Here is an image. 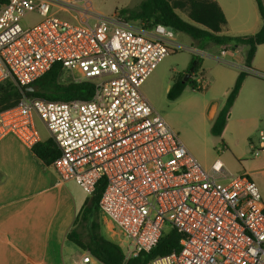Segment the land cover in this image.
I'll list each match as a JSON object with an SVG mask.
<instances>
[{"label": "built area", "instance_id": "obj_1", "mask_svg": "<svg viewBox=\"0 0 264 264\" xmlns=\"http://www.w3.org/2000/svg\"><path fill=\"white\" fill-rule=\"evenodd\" d=\"M53 5L75 8L85 22L60 20L51 14ZM30 12L39 21L22 26ZM172 35L160 24H129L119 12L94 15L80 0H7L0 5V85L28 86L59 64L73 82L94 89L88 101L21 97L0 111V141L11 134L31 150L41 141L37 116L59 150L50 167L60 182L73 181L91 196L104 179L98 213L118 230L124 263L176 230L178 250L149 264H264L256 184L219 159L202 166L141 93L163 59L179 49ZM203 87L199 79L197 88ZM257 140L253 157L264 150V132ZM92 258L85 252L76 264Z\"/></svg>", "mask_w": 264, "mask_h": 264}, {"label": "crops", "instance_id": "obj_2", "mask_svg": "<svg viewBox=\"0 0 264 264\" xmlns=\"http://www.w3.org/2000/svg\"><path fill=\"white\" fill-rule=\"evenodd\" d=\"M214 1L226 21L220 35L244 37L261 29L264 21L255 0ZM262 4L264 8V0ZM54 8L51 14L60 20L77 24L85 22L76 10L53 5ZM221 49H218L220 57ZM245 52L244 45L227 49L220 59L200 52L202 62L198 80L202 79L203 90L212 95V99L200 106V114L209 130L239 71L249 72L229 110L221 135L215 137L217 154L209 162L219 159L228 171L235 174L241 173L248 159H261L264 155V150L257 157L251 155L252 146L258 144V133L264 132V43L256 46L250 71L243 64ZM190 58L191 55L188 61ZM178 74L177 68H171L165 86L167 91ZM146 81L140 86L142 95ZM237 167L241 168L240 171L231 170ZM257 172L264 174V167ZM78 186L73 181L60 182L52 167L39 161L11 134L3 138L0 141V264H66L67 253L78 248L67 240V234L78 225V214L89 198ZM260 194L264 206V190ZM99 223L100 233L103 227L107 235L104 237L101 233L102 237L118 245L120 234L111 221L100 214ZM85 252L77 254L74 264ZM91 262L98 261L92 258Z\"/></svg>", "mask_w": 264, "mask_h": 264}, {"label": "trees", "instance_id": "obj_3", "mask_svg": "<svg viewBox=\"0 0 264 264\" xmlns=\"http://www.w3.org/2000/svg\"><path fill=\"white\" fill-rule=\"evenodd\" d=\"M6 2L7 0H0V5ZM255 2L258 7V13L264 21L262 0H255ZM176 10L185 12L188 20L182 19ZM119 14L125 22H139L145 27L160 24L173 32L183 33L194 41L210 42L218 47H228V50L233 49L237 45H244L246 46V52L243 64L249 71L251 70L250 63L256 46L264 43V23L254 35L244 37L220 35L219 33L225 27L226 21L220 7L214 0H141L136 8L120 9ZM188 62L184 75L188 74L189 78L182 82L183 75L178 74L175 77L166 94L169 101L177 99L188 86L192 89H199L194 76L200 72L202 57L192 54ZM62 73V67L59 64L53 65L38 81L36 80L30 84L38 87L34 93L24 92L26 86L18 87L12 83L7 86L1 84L0 111L12 108L21 97L58 102L88 101L91 99L94 89L92 83L70 82L62 84L60 83ZM248 75L249 72L239 71L221 109L216 113L217 115L209 130L214 138L221 135L229 110L237 97L244 78ZM31 152L46 166H50L53 162L52 160L59 155V150L51 139L36 143L31 148ZM103 189L104 179H101L93 194L84 202L77 217L78 225L67 234L66 238L69 242L79 249L90 253L100 264H149L152 259L158 256H164L178 250L180 234L176 230H171L158 239L159 241L155 247L149 252H141L124 263V254L121 248L102 237L100 233L98 202ZM78 226L86 230L84 241L80 238L81 233L77 229Z\"/></svg>", "mask_w": 264, "mask_h": 264}, {"label": "rangeland", "instance_id": "obj_4", "mask_svg": "<svg viewBox=\"0 0 264 264\" xmlns=\"http://www.w3.org/2000/svg\"><path fill=\"white\" fill-rule=\"evenodd\" d=\"M140 2L141 0H80V5L83 6L87 4L94 15H111L114 12H119L120 9H134ZM51 10H55V8L53 9L52 6ZM74 10L76 9L74 8ZM176 12L182 19L188 20L185 12L179 10H176ZM38 21L39 16L34 12H30L20 20V24L22 26H32ZM90 23H93V20H91ZM128 23L138 25L139 22ZM172 36H174V41L179 45V49H176L174 53L164 58L158 65L154 73H152L143 86V95L155 112H157L178 135L181 142L188 148L187 150H189L190 154L202 166H206L214 156H216V148L218 147L216 139L209 132L208 124L202 120V115L200 114V106L212 99L211 93H207V90L192 89L188 86L177 99L169 101L166 97L167 90L165 86L168 83L171 68H177L180 72L179 75L185 77L184 67L186 66L189 55H202L200 52H203L220 59L221 57L218 54L219 47L210 42L204 43V41H194L183 33L173 32ZM211 48H213L215 52H212ZM204 58L210 57L204 56ZM199 77V74L194 76L195 82ZM70 82H73L70 78V74L68 71H64L60 77V83L67 84ZM10 83L12 82L7 81L3 84L7 86ZM196 85H198L197 82ZM34 125L40 139L42 141L48 139V132L37 116H34ZM252 159L253 158H250V160L248 159L246 161L241 173H247L261 193V191L264 190V174L257 171L264 167V155L261 159ZM240 169L241 168L237 167L235 170H231L238 172ZM77 229L81 233L80 238L84 241L86 230L80 226H78ZM101 233L104 237H107L103 232V227ZM73 250L71 254L67 253L66 264H74L77 254L83 251L75 247ZM92 263L93 262H90L88 264ZM95 264L100 263L97 262Z\"/></svg>", "mask_w": 264, "mask_h": 264}, {"label": "water", "instance_id": "obj_5", "mask_svg": "<svg viewBox=\"0 0 264 264\" xmlns=\"http://www.w3.org/2000/svg\"><path fill=\"white\" fill-rule=\"evenodd\" d=\"M188 77H189V75L186 74L185 77H184V79L182 80V82L186 81ZM37 89H38V87L36 85H30V86H26L24 88V92L34 93V92L37 91Z\"/></svg>", "mask_w": 264, "mask_h": 264}]
</instances>
